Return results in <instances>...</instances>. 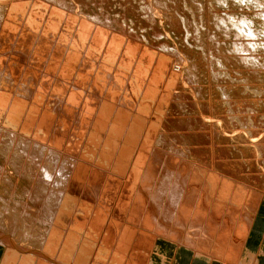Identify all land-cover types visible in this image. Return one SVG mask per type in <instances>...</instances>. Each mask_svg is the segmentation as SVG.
Here are the masks:
<instances>
[{
	"label": "bare ground",
	"instance_id": "obj_1",
	"mask_svg": "<svg viewBox=\"0 0 264 264\" xmlns=\"http://www.w3.org/2000/svg\"><path fill=\"white\" fill-rule=\"evenodd\" d=\"M257 13L264 19L263 11ZM249 21L233 20L231 26L253 38ZM14 26L12 20L0 22V264H176L187 255L193 264H253L242 248L264 194L214 170L215 157L231 152L216 146L221 117L185 116L175 127L181 133L167 129L155 136V144L150 136L141 141L138 122H128L126 112L135 95L143 100L147 93L141 71L127 72L129 98L120 93L116 76L109 78L115 69L94 72L86 58L76 70L75 88L68 80L74 69L64 63L68 75L52 83L48 73L38 78L39 64L33 71L21 65L38 55L35 63L43 65L50 45L36 43L38 51L28 58L35 36L18 35ZM48 34L49 41L56 38ZM53 40L47 71L63 50L69 58L79 57L70 42ZM237 44L242 51L248 43ZM5 48L12 49L11 60ZM20 48L25 57L15 58ZM145 50L142 59L148 63L153 55ZM112 112L122 113L125 123L113 115L107 121ZM252 114L228 117L239 125L243 116L250 132L242 124L239 132L258 139ZM194 124L197 131L185 130ZM190 133L214 145L182 146Z\"/></svg>",
	"mask_w": 264,
	"mask_h": 264
},
{
	"label": "rangeland",
	"instance_id": "obj_2",
	"mask_svg": "<svg viewBox=\"0 0 264 264\" xmlns=\"http://www.w3.org/2000/svg\"><path fill=\"white\" fill-rule=\"evenodd\" d=\"M254 1L255 3L252 0H35L34 2L33 0H0V22L12 20L18 35L29 34L36 38L32 43L34 49L31 45L32 48H29L25 54V49L20 48L15 58L18 55L29 58L37 50H35L36 43L41 46L50 45V52L43 65L40 60L35 63V58H40L39 55L21 65L23 70L33 71L36 69V64H39L38 78L48 73L52 77V83L57 81L61 83L65 75H68L66 70L68 67H62L64 63L69 68L71 66V70L74 69L71 72L72 76L69 74L68 80L71 79L69 87L75 88L73 82L78 78L76 70L79 71L84 67L86 58L92 65L89 70L93 67L94 72L99 68L108 74L111 69H115L117 72L111 71L109 78L116 76L120 93L124 98H129L127 92L125 93L130 83L128 73L131 74L132 69L141 71L144 74L147 93L142 96L143 100L140 95H135L134 102H131L130 108L126 109L128 122L130 120L132 123L138 122L141 141L150 136L151 143L155 144L157 142L155 136L166 132L167 129L179 132L180 129L175 128L176 124L185 116L221 117L220 124L216 125L220 132L216 146L228 147V151L231 152L225 158L214 156V159L212 156L213 158L208 157V160H215L214 170L228 178L247 182L249 192L262 193V196L264 194V120H262L264 119V19L257 12H264V0H257V3L261 1L260 4ZM67 5L68 10L65 7ZM241 18L251 21V27L256 32L253 31L251 34L255 35L253 38L252 36L245 38V35L231 26L233 20L237 22ZM237 32L241 35H236ZM47 34L55 36L60 41L70 42L69 49L73 46L79 57L69 58L68 49L67 52L63 50L60 59L55 61L58 63H52L53 70L47 71L48 61L53 59L51 56L56 49V42L53 40L56 38L49 41L46 39ZM239 41L248 43V46L245 44L248 49L244 47L246 51L243 48L242 51L240 50L237 44ZM250 42H255L257 46L255 47L254 44L251 49ZM145 49H149V53L153 55V57L147 56L152 59L148 63H143L142 59L145 57L143 56ZM6 50L11 52V60L13 51L5 48L4 51ZM45 64L46 66L43 67ZM90 84L87 80L84 85L87 92ZM161 104L162 108L157 107ZM112 108L117 110V107L112 106ZM248 112L253 113V117L257 120L254 129L257 132L255 135H259L258 139H251L250 133L239 132L242 129L241 124L247 132H250L248 131L250 127L246 129L247 123H243V116H240L239 125L234 124L235 122L229 118L232 115L239 116ZM121 114L112 112L107 121L111 120L113 115L120 117L121 122H124ZM232 122L233 124H229ZM124 125L128 126L127 123ZM192 127L190 129L186 126L185 130L197 131V124ZM227 129L234 130L228 132L231 134L225 137L224 133H227L225 132ZM245 130L243 131L246 132ZM195 135L194 133L184 135V141L182 139L180 144L199 149L205 146V143L211 145L203 140V136L197 134L196 136L199 137L197 139ZM217 148L216 152L219 153ZM216 158L222 160L218 162ZM3 191L0 185V193L3 194Z\"/></svg>",
	"mask_w": 264,
	"mask_h": 264
},
{
	"label": "crops",
	"instance_id": "obj_3",
	"mask_svg": "<svg viewBox=\"0 0 264 264\" xmlns=\"http://www.w3.org/2000/svg\"><path fill=\"white\" fill-rule=\"evenodd\" d=\"M243 250L252 254L251 256L253 264H264V202L261 204V207L258 209L255 215V219L250 227L248 237L243 245L242 251ZM191 260L192 258L188 255L182 256L181 259H178V263L176 264H193ZM248 260H250V258ZM197 264L202 263L198 262Z\"/></svg>",
	"mask_w": 264,
	"mask_h": 264
}]
</instances>
